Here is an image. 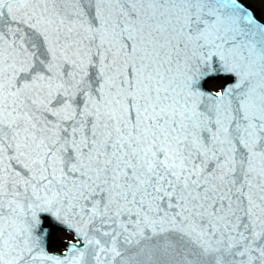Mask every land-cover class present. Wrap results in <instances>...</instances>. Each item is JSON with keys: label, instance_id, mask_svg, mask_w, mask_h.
I'll use <instances>...</instances> for the list:
<instances>
[{"label": "snow or ice", "instance_id": "snow-or-ice-1", "mask_svg": "<svg viewBox=\"0 0 264 264\" xmlns=\"http://www.w3.org/2000/svg\"><path fill=\"white\" fill-rule=\"evenodd\" d=\"M0 264H264L256 9L0 0Z\"/></svg>", "mask_w": 264, "mask_h": 264}, {"label": "water", "instance_id": "water-1", "mask_svg": "<svg viewBox=\"0 0 264 264\" xmlns=\"http://www.w3.org/2000/svg\"><path fill=\"white\" fill-rule=\"evenodd\" d=\"M212 80H214V79H212ZM221 80H223V79H221ZM210 81H211V80H210ZM223 81H224V83H225V86H224V87H226L227 84L231 83V81H225V80H223ZM207 84H208V83H207ZM206 87H207V85H206ZM53 228L55 229L54 232H53V235H55V233H56L58 230H60V226H59V225H54ZM53 235H52V240H53ZM52 245H53V244H52Z\"/></svg>", "mask_w": 264, "mask_h": 264}, {"label": "rangeland", "instance_id": "rangeland-1", "mask_svg": "<svg viewBox=\"0 0 264 264\" xmlns=\"http://www.w3.org/2000/svg\"><path fill=\"white\" fill-rule=\"evenodd\" d=\"M255 1H257V2L259 1V2H260V0H255ZM259 2H258V3H259ZM260 3H261V2H260ZM260 3H259V4H260ZM261 5L264 7V4L261 3ZM212 86H213V85H212ZM59 237H60V238H68L67 235H64V234H61V233L59 234Z\"/></svg>", "mask_w": 264, "mask_h": 264}]
</instances>
